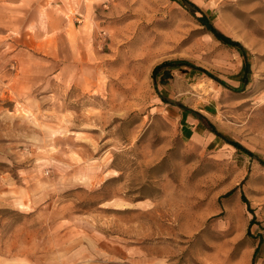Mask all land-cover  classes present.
Returning a JSON list of instances; mask_svg holds the SVG:
<instances>
[{
  "label": "rangeland",
  "instance_id": "rangeland-1",
  "mask_svg": "<svg viewBox=\"0 0 264 264\" xmlns=\"http://www.w3.org/2000/svg\"><path fill=\"white\" fill-rule=\"evenodd\" d=\"M190 1L243 91L152 77L243 76L177 0H0V264H254L264 166L187 109L264 159V0Z\"/></svg>",
  "mask_w": 264,
  "mask_h": 264
},
{
  "label": "trees",
  "instance_id": "trees-1",
  "mask_svg": "<svg viewBox=\"0 0 264 264\" xmlns=\"http://www.w3.org/2000/svg\"><path fill=\"white\" fill-rule=\"evenodd\" d=\"M174 1H176V0H174ZM177 1H179L188 11H190L191 14L194 15V17L196 18L198 23L200 25H202L203 27H205L207 32L211 33L215 39H217L219 42L223 43L226 46L228 45V46L235 48L239 52V54L241 56H243V58L245 59L244 67H243V76L240 80H236L237 82H235V83L238 84L236 86V85L230 83V81H226V80L216 76L212 71L210 72L209 70H207L206 68H204L200 65L192 63L191 61L186 60V59H177V60H165L160 65H157L153 70L152 77L156 78V76L159 73H161V71L166 69L167 67H174L175 68L177 66H189L192 69L195 68L199 71H202L207 76L214 78L217 82H219L220 84L224 85L227 88L229 87L231 89H234L235 91H243L245 86L249 82V73L251 71V63H250L249 59H247L248 50L246 49L244 44L233 39L228 33L223 32L218 26L215 25L210 14H207V12L205 10H202L201 8L196 6L190 0H177ZM156 88H158V86H156ZM158 92H159V90H158ZM161 97L163 99H165L164 96L161 95ZM181 106H183V104H181ZM187 110L190 111L193 115H197L198 119H200V121L205 126H207V128L210 130L211 133H214L216 136L222 137L226 142L230 143L236 149H238L239 151L249 155L253 159H257L259 161V163L262 166H264V159L260 158L258 156V154L256 153V151L252 147H250L249 145L244 144L243 142H240L236 139H232L230 137L229 138L225 137L223 135V133L214 124V122L210 121L209 118H207V116L202 114L200 111H198V110L194 111L191 109H187ZM235 189L236 188L231 189V191H229L228 195H231V193H234L233 191H235ZM244 200H245V202L247 201L245 197H244ZM255 220H256V217L254 216L250 222V225H253V223L256 222ZM249 232H250V230H249ZM257 236H258V239H257L258 242L256 244V250H255L254 256H253L254 264H256L258 254L261 253L264 249V231L260 232Z\"/></svg>",
  "mask_w": 264,
  "mask_h": 264
},
{
  "label": "crops",
  "instance_id": "crops-1",
  "mask_svg": "<svg viewBox=\"0 0 264 264\" xmlns=\"http://www.w3.org/2000/svg\"><path fill=\"white\" fill-rule=\"evenodd\" d=\"M192 110V109H191ZM189 113H191L190 111H188ZM192 114V113H191ZM193 115V114H192Z\"/></svg>",
  "mask_w": 264,
  "mask_h": 264
}]
</instances>
